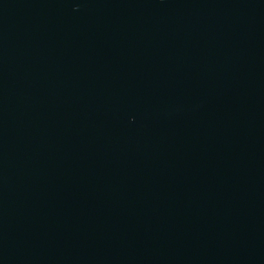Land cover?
I'll list each match as a JSON object with an SVG mask.
<instances>
[{"label":"water","instance_id":"water-1","mask_svg":"<svg viewBox=\"0 0 264 264\" xmlns=\"http://www.w3.org/2000/svg\"><path fill=\"white\" fill-rule=\"evenodd\" d=\"M0 264H264V0H0Z\"/></svg>","mask_w":264,"mask_h":264}]
</instances>
